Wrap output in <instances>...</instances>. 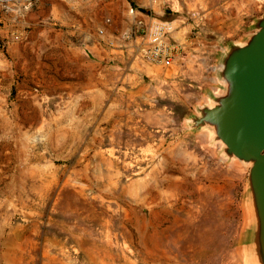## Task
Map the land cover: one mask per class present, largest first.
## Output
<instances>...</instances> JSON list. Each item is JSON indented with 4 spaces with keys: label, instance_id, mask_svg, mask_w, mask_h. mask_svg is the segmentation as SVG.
I'll list each match as a JSON object with an SVG mask.
<instances>
[{
    "label": "rangeland",
    "instance_id": "1",
    "mask_svg": "<svg viewBox=\"0 0 264 264\" xmlns=\"http://www.w3.org/2000/svg\"><path fill=\"white\" fill-rule=\"evenodd\" d=\"M137 5L0 0V264L243 263L249 167L187 128L204 87L125 34L167 19L219 47L264 0Z\"/></svg>",
    "mask_w": 264,
    "mask_h": 264
},
{
    "label": "water",
    "instance_id": "2",
    "mask_svg": "<svg viewBox=\"0 0 264 264\" xmlns=\"http://www.w3.org/2000/svg\"><path fill=\"white\" fill-rule=\"evenodd\" d=\"M215 75L217 87L185 121L190 130L207 131L223 158L249 167L242 264H264V14L222 46Z\"/></svg>",
    "mask_w": 264,
    "mask_h": 264
},
{
    "label": "crops",
    "instance_id": "3",
    "mask_svg": "<svg viewBox=\"0 0 264 264\" xmlns=\"http://www.w3.org/2000/svg\"><path fill=\"white\" fill-rule=\"evenodd\" d=\"M190 25L180 26L175 24L172 38L185 43L184 52L179 60L169 66H162L168 71L177 72L187 78L188 84L204 87V95L217 87L216 68L223 45H208L206 40L197 35H192Z\"/></svg>",
    "mask_w": 264,
    "mask_h": 264
},
{
    "label": "built area",
    "instance_id": "4",
    "mask_svg": "<svg viewBox=\"0 0 264 264\" xmlns=\"http://www.w3.org/2000/svg\"><path fill=\"white\" fill-rule=\"evenodd\" d=\"M130 12L135 14L140 7V0H126ZM157 2L158 0H149ZM192 16L200 18V12L193 10ZM175 25L172 20L136 17L131 28L126 32V37L136 36L140 42L137 46L139 54L149 62L169 66L179 60L184 52L185 43L172 38ZM18 37V35H16Z\"/></svg>",
    "mask_w": 264,
    "mask_h": 264
}]
</instances>
